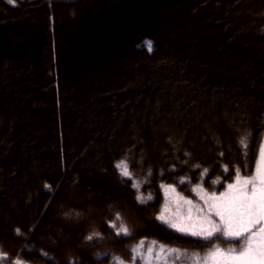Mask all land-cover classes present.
<instances>
[{"label": "trees", "instance_id": "obj_1", "mask_svg": "<svg viewBox=\"0 0 264 264\" xmlns=\"http://www.w3.org/2000/svg\"><path fill=\"white\" fill-rule=\"evenodd\" d=\"M263 142L264 0H0V264L239 250L172 226L165 191L203 205Z\"/></svg>", "mask_w": 264, "mask_h": 264}, {"label": "rangeland", "instance_id": "obj_2", "mask_svg": "<svg viewBox=\"0 0 264 264\" xmlns=\"http://www.w3.org/2000/svg\"><path fill=\"white\" fill-rule=\"evenodd\" d=\"M262 175H264V144L255 174L249 178H237L219 196L200 193L203 205L191 203L174 194L172 189H166L165 195L168 203L166 213L168 215L165 217L171 219L168 221L178 230L192 235L197 233L196 236L205 237L207 232L213 231L214 228H220L226 237H228L229 231H239L242 236L246 234V237H251L252 252L246 259L234 260L231 257L228 259L219 257L216 260H210L211 253L204 264H264V231H261L264 229V210L257 208L255 212L249 213L246 207L249 203L258 204L264 200ZM245 180L255 183V197L252 196V184L246 186ZM257 221L259 222L257 223ZM215 234L213 231V235ZM152 250H155L153 244L148 245L144 250L148 256L145 264H167L166 258L162 255L163 258L151 260Z\"/></svg>", "mask_w": 264, "mask_h": 264}, {"label": "snow or ice", "instance_id": "obj_3", "mask_svg": "<svg viewBox=\"0 0 264 264\" xmlns=\"http://www.w3.org/2000/svg\"><path fill=\"white\" fill-rule=\"evenodd\" d=\"M262 182H264V175H262L261 177ZM245 185L247 186L248 184H252V196L255 197L256 196V192H255V188L256 185L255 183H253V181H248L245 180L244 181ZM150 198V197H149ZM247 209L249 210V213H253L257 210V208H259L260 210H264V200L260 201L258 204L257 203H249L246 205ZM159 220H161L164 223H167L166 218L163 216V214H161L158 217ZM259 221H257L258 223ZM123 233L126 235L127 234V229L123 228L122 229ZM213 231L215 233H217V235L215 236V238H220L224 232L222 229L220 228H214ZM213 231L207 232L206 236L204 238L206 239H210L213 238ZM247 231V230H246ZM261 231H264V229H261ZM193 235H197V233H193ZM227 236L229 238H234V237H241L242 233L237 231V232H232L229 231L227 233ZM252 252V241H251V237H246L244 242L241 244V247L239 250L235 249V248H230L227 250V254L223 251H221L220 249H216L212 255L209 257L210 260H216L219 257H223L225 259H228L229 257H231L234 260H244L247 257H249L251 255Z\"/></svg>", "mask_w": 264, "mask_h": 264}]
</instances>
